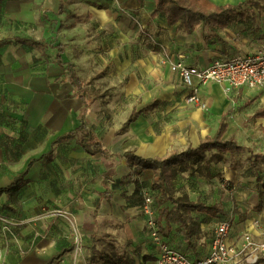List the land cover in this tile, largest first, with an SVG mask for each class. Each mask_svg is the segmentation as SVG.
<instances>
[{
	"label": "crops",
	"instance_id": "0c3cea01",
	"mask_svg": "<svg viewBox=\"0 0 264 264\" xmlns=\"http://www.w3.org/2000/svg\"><path fill=\"white\" fill-rule=\"evenodd\" d=\"M208 1L218 7L239 6L234 20L214 31L198 25L188 34L178 23L169 27L163 16L151 18L154 0H0V188L33 161L18 192L0 198V264H44L61 250L68 251L56 264H154L157 257V249L146 235V217L138 211L140 188L150 191L152 172L134 175L124 158L89 155L76 138L51 148L58 137L79 126L82 112L80 100L66 81V69L57 65L55 46L59 44L64 46L63 62L74 65L76 71L78 63L65 59L70 49L85 59L81 60L91 72L97 69L93 64L98 65V55H106L104 60L118 73L143 64L146 72L163 80L155 93L142 94L140 104L134 102L129 84L124 99L110 103L109 110L120 112L127 104L130 115L105 131L98 127L103 118L101 108L92 109L94 100L85 85L91 100L85 122L110 154L133 151L138 157L154 158L174 149L195 148L201 139L214 135L221 120L227 124L223 139L246 149L232 154L206 153L205 159L211 160L202 172L188 170L172 182L174 199L216 206L221 212L215 217L196 210L177 212L173 202L152 194L163 242L195 260L209 252L213 226L229 220L233 244L241 245L245 233L253 242L264 243V118H252L264 108V89L248 91L202 83L197 86L206 104L202 110L186 103L188 90L160 63L165 53L159 46L173 58L182 55L187 66L198 68L252 54L264 46V0ZM66 34L65 40L56 42ZM146 37L152 41L150 48L141 47ZM18 39L46 46L39 49ZM106 40L107 49L103 47ZM132 47L142 51L132 54ZM18 48L31 53L19 55ZM35 54L42 60L35 61ZM58 77L76 95L77 108L52 105L56 89L52 82ZM15 79L44 82L21 89ZM19 100L25 105L14 107ZM224 180L234 184L230 192L221 188ZM35 197L42 201L41 210L32 204ZM55 211H65L74 222L69 225L53 215ZM38 212L42 214L37 224L41 230L35 232L31 219ZM3 230L11 235L5 237ZM108 242L116 244L112 247L117 263L98 256ZM74 250L80 251V256H74ZM90 253L94 263L89 261ZM260 264H264V256Z\"/></svg>",
	"mask_w": 264,
	"mask_h": 264
},
{
	"label": "trees",
	"instance_id": "16d2710c",
	"mask_svg": "<svg viewBox=\"0 0 264 264\" xmlns=\"http://www.w3.org/2000/svg\"><path fill=\"white\" fill-rule=\"evenodd\" d=\"M137 1L141 2L142 0ZM249 2L250 0L248 3ZM154 3L155 8L150 14L151 18L163 16L166 24L169 27L178 23V28L182 29L188 34H191L198 25L208 28L209 31L225 28L234 20L236 9L239 7L228 5L218 7L208 0H154ZM18 42L29 44L31 47L39 49H42L46 46L45 43L34 40L18 39ZM55 49L57 51V65L66 69V81L70 84L73 92L80 100V103L82 104V112L78 116L80 123L79 126L75 130L62 135L53 141L51 147L52 149L55 147V145L65 140L76 138L82 150L89 155L99 154L101 158L104 159L124 158L127 167L132 170L134 175H140L146 170L151 171L153 175L149 191L151 198L152 194H157V196H159L161 199H167L173 202L176 206L175 210L177 212H190L196 210L201 213L209 214L212 217H215L221 212V210L216 206L206 207L198 203H181L172 197L171 186L173 180L186 173L188 170L191 172H202L201 168H205L211 160V158L205 159L206 153L212 152L214 155L232 154L240 153L246 150L244 147L237 146L232 141L223 139L227 131V124L224 120L220 121L212 137L206 136L205 138L201 139L199 145L195 148L188 146L184 150H172L164 157L154 158H141L134 155L133 151H125L122 155L110 154L105 149L103 144L97 139V136L94 134V132L87 127L85 122V115L91 104V100L88 98V94L85 89V84L77 75L74 65L63 62L62 55L64 53V46L59 44L55 46ZM252 118H264V108L254 113ZM127 121L130 122L131 118ZM32 163L33 161H31L27 169L16 176L9 185L4 188H0V198H11L18 192ZM197 166L198 168H196ZM161 213L162 210H159L158 215H161ZM168 217L169 214L165 213V219ZM71 249H73V247H71L69 250ZM67 251L68 250L59 251L44 264H56L63 253Z\"/></svg>",
	"mask_w": 264,
	"mask_h": 264
},
{
	"label": "built area",
	"instance_id": "2783aa9c",
	"mask_svg": "<svg viewBox=\"0 0 264 264\" xmlns=\"http://www.w3.org/2000/svg\"><path fill=\"white\" fill-rule=\"evenodd\" d=\"M159 49L165 53L160 63L177 75L181 85L188 90L186 103L202 110H206V104L197 91V86L202 83L226 84L231 89L244 88L248 91L264 89V46L255 53L215 60L203 68L187 66L182 55L178 54L173 58L165 47L159 46ZM139 194L142 203L138 211L145 215L146 235L157 249L154 264H260V258L264 256V243L253 242L250 235L245 233L241 245L233 244L229 240V220L219 221L213 226L210 249L205 256L189 259L187 255L170 248L162 241L155 218L156 210L152 206L153 200L145 188H140ZM53 215L71 223L70 216L65 211H55ZM253 224L257 227V223Z\"/></svg>",
	"mask_w": 264,
	"mask_h": 264
},
{
	"label": "rangeland",
	"instance_id": "374dc122",
	"mask_svg": "<svg viewBox=\"0 0 264 264\" xmlns=\"http://www.w3.org/2000/svg\"><path fill=\"white\" fill-rule=\"evenodd\" d=\"M67 19L69 20V18H67ZM69 23L67 25H69ZM67 35L68 34H66L64 37H62L60 39H57L56 42H60L61 40H65ZM137 36H138V34H137ZM73 38L74 37H72V39ZM134 39H136V36H134ZM108 43H109L108 40H106L105 45L103 46L105 49H107L106 46H108V47L110 46ZM151 45H152L151 39L146 37L145 41L143 42L141 47L142 48L143 47L149 48ZM116 46L118 48H120V51L123 53V50L119 46V44H117ZM27 50L28 49H26V48L25 49L18 48V50H16V52L18 51L19 55L25 56L27 54V52H30L29 50L28 51ZM100 50H102L101 47H100ZM140 50L142 51V49H139V48L137 49V47L136 48L132 47L131 53L132 54L138 53ZM103 54H105V53H103ZM98 56H99V60H97L98 65L93 64L96 66L97 69L92 70V72H91L90 67H88L84 63V61L82 62V60H85V59H82V57H77L76 54H74L72 49H70L66 53L65 59L70 60V61L75 60L78 63L77 72H79L78 73L79 75L81 74V77L83 78V81L85 82L88 94L94 100L91 107H92V109H95L96 107H100L101 113L103 114V116H102L103 118L100 121L101 123L98 124V127L100 130L105 131V130L114 129V127L118 123V120L121 121V120L125 119L128 115H130V113H131L130 112V106L127 104H125L126 106L123 107V109H121L120 112H118V110H116V111L109 110V104L110 103L114 102L115 104H118L119 102H121L124 99L123 94L125 93V91H126L125 89L128 87L129 84H132V86H133L132 87L133 91L130 90L129 92H130L131 96H134V98H135L134 102L135 103L138 102L140 104L141 103L140 101L143 98L142 94L145 92H148L151 94L155 93L157 87L160 86V84H162L163 80L159 75H157L154 72H153V74L151 72H146L143 69V67H144L143 64H138V65H134V66L131 65L130 70H126V71H124V73L123 72L118 73L115 69H113L111 67L110 64H108V60H104L107 57L106 55H98ZM34 59H35V61H41L42 60V58L38 57L37 54H35ZM18 68L23 70V67L21 65H18ZM62 71H64V69ZM64 73L66 74L65 71H64ZM37 82L43 83L44 81L43 80H22V79H15L14 80V84L17 87H21V89H24V88L30 89V87H32L33 83H37ZM52 83L54 84V87L56 88L55 94H53V96H52V98H53L52 105H56L58 109H62L59 107H61V106L63 107L64 105H66L68 110L75 109L78 107L79 104H78V100H77L76 95H74L72 93V90L67 86V84H63L64 81L62 78H59V77L55 78V80ZM114 93H119V95H112ZM128 97H130V96H128ZM95 102H97L96 105H95ZM14 103H15L14 107L17 106V104L21 105V106L25 105V103L22 100H19L17 103L16 102H14ZM51 118H53V117H51ZM178 151H180V150H178ZM197 168H198V166H197ZM225 181L226 180L221 182V185L225 184ZM233 186H234V184L232 182L226 181V184L221 188L226 190L227 192H230V190H232ZM10 201H13V199L12 200L10 199ZM32 204L35 207L39 206L40 210L43 207L42 201L36 197L34 198ZM70 219H71V223L74 222V220L71 217H70ZM41 220H42V214L39 212L32 217L31 221H33V223L36 224V226H35L36 231L35 232L41 230L39 228V226L37 225ZM1 222L2 221L0 220V223ZM19 225H20V223H19ZM69 225H70V223H69ZM9 233L10 232L4 231V230L2 231V235L4 234L5 237H8L7 235H11ZM11 233L16 234L17 231L15 233L14 232H11ZM107 245H108L107 247L102 248V250H100L98 253L99 258H102L105 262H108L106 260L113 261L114 256H116V254L113 253L114 247H112V245H116V244L108 242ZM73 252H74V254H73L74 256H78V255L80 256V253H79L80 251L74 250ZM90 256H91V260H89L90 263L91 262L94 263L93 253H90ZM117 256H120V254H117ZM14 259H17V257L14 256ZM113 262L117 263V261H113ZM119 262L121 264H129L126 261H119Z\"/></svg>",
	"mask_w": 264,
	"mask_h": 264
}]
</instances>
